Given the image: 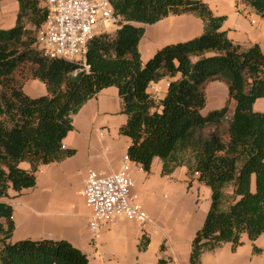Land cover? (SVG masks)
Masks as SVG:
<instances>
[{"label":"trees","instance_id":"16d2710c","mask_svg":"<svg viewBox=\"0 0 264 264\" xmlns=\"http://www.w3.org/2000/svg\"><path fill=\"white\" fill-rule=\"evenodd\" d=\"M109 1L121 21L87 43L88 71L33 46L46 16L41 0H17L14 26L0 28V264H87L86 254L63 239L10 241L12 207L1 198L9 188L33 186L40 165L72 154L62 146L72 116L108 86L117 88L127 116L119 132L131 139L128 158L147 173L154 157L162 160L163 175L185 166L211 190L210 207L191 241L190 264L225 242L235 249L243 233L254 241L264 231V112L252 108L264 97V52L257 44L234 43L222 29L225 17L201 0ZM240 1L264 19V0ZM181 13L201 18L202 33L164 45L142 62L138 42L144 27L134 23ZM20 67L45 85V94L23 91L24 82L15 76ZM163 78L170 80L158 111L147 87ZM212 80L225 81L227 100L203 115L205 84ZM22 161L29 170L20 167Z\"/></svg>","mask_w":264,"mask_h":264},{"label":"crops","instance_id":"0c3cea01","mask_svg":"<svg viewBox=\"0 0 264 264\" xmlns=\"http://www.w3.org/2000/svg\"><path fill=\"white\" fill-rule=\"evenodd\" d=\"M201 1L215 16L225 17L222 29L234 43L242 48L257 44L264 52V19L251 7L240 0ZM17 11V0H0L1 29L14 26ZM134 24L144 27L138 42L142 62L164 45L187 41L203 31V21L193 13L169 14L154 23ZM169 80L163 78L148 85L147 92L155 103L164 98ZM25 83L23 91L30 97L46 93L45 85L37 79ZM227 91L223 80L207 82L201 113L221 108ZM233 106L230 101V113ZM252 108L264 112V97L257 98ZM126 120L115 86L102 88L81 106L62 139L63 148L72 150V154L40 165L33 186L20 192L9 188L8 196L1 198L12 207L10 241L63 239L86 254L87 264H190L191 241L210 207L211 190L196 179V174L189 175L185 166L163 175L159 157L153 158L148 173L131 162L128 173L134 182L132 192L149 222L119 219L102 225L96 236L89 228L90 209L81 194L87 171L119 169L131 143L119 132ZM19 165L30 169L26 161ZM226 192L230 194L232 187ZM240 240L235 249L225 242L203 252L199 264H264V231L254 241L246 233ZM253 246L260 250L254 251Z\"/></svg>","mask_w":264,"mask_h":264},{"label":"built area","instance_id":"2783aa9c","mask_svg":"<svg viewBox=\"0 0 264 264\" xmlns=\"http://www.w3.org/2000/svg\"><path fill=\"white\" fill-rule=\"evenodd\" d=\"M41 4L46 8V16L36 31L33 46L45 56L75 62L79 69L88 71L87 43L95 35L107 32L105 25L116 28L121 21L110 1L41 0ZM131 162L125 155L116 171H87L81 194L90 209L88 224L95 236L102 225L119 219L149 222L132 192L134 182L128 173Z\"/></svg>","mask_w":264,"mask_h":264},{"label":"rangeland","instance_id":"374dc122","mask_svg":"<svg viewBox=\"0 0 264 264\" xmlns=\"http://www.w3.org/2000/svg\"><path fill=\"white\" fill-rule=\"evenodd\" d=\"M115 29V25L109 26V25H105L104 26V31L107 32H111ZM34 35V32H33ZM15 76L22 82H26L25 84H27V81L31 80V78L28 76V73L26 71L25 67H20L16 72H15Z\"/></svg>","mask_w":264,"mask_h":264}]
</instances>
